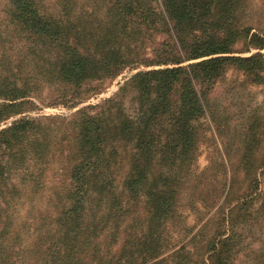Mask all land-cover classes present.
Masks as SVG:
<instances>
[{
	"label": "trees",
	"instance_id": "trees-1",
	"mask_svg": "<svg viewBox=\"0 0 264 264\" xmlns=\"http://www.w3.org/2000/svg\"><path fill=\"white\" fill-rule=\"evenodd\" d=\"M100 1L109 23L88 24L84 18L92 16L79 15L83 10L71 22L65 6L49 14L38 0H6L9 27L28 42L41 40L36 43L40 55L50 62L43 75L56 87L58 99L49 106H84L68 118L20 117L35 108L21 72L25 58L0 63V126L19 117L0 130V264H232L238 236L230 217L235 209L247 213L259 185L249 175L256 153L251 126L241 135L245 146L238 163L245 192L228 202L230 181L227 205L214 199L205 205L215 212L216 224L204 245L195 242L198 230L186 244L169 248L168 227L178 218L182 192H191L195 203L206 202L194 188L201 175L190 167L204 134L205 91L227 67L264 84L261 53L231 56L237 39L245 38L244 53H249L251 46L262 50L264 38L252 33L248 39L252 29L240 26L237 12L244 0H162L161 11L156 0ZM137 32L164 34L156 61L126 58L121 39ZM48 50L55 52L52 61ZM16 60L20 69L10 67ZM139 64L154 68L131 75L111 98L85 105L107 80ZM129 89L137 102L132 115L122 103ZM47 120L53 128L44 127ZM56 154L71 163L65 191L49 197L55 204L46 214L16 224L29 194L23 184L37 183L45 162ZM27 160L35 173L24 167ZM13 177L20 178L21 187Z\"/></svg>",
	"mask_w": 264,
	"mask_h": 264
},
{
	"label": "rangeland",
	"instance_id": "rangeland-1",
	"mask_svg": "<svg viewBox=\"0 0 264 264\" xmlns=\"http://www.w3.org/2000/svg\"><path fill=\"white\" fill-rule=\"evenodd\" d=\"M38 2L40 7L49 14H56L62 11L61 6H65L64 11L66 9L71 10V17L76 16L80 10H83L84 14L81 12L79 15L84 17L91 15L92 18H84L88 24L94 20H106V8L102 3L100 4V0H38ZM161 2L162 0L154 2V6L160 11ZM5 8L6 0H0V63L4 59L11 57L13 59L18 57L25 58L21 72L26 77L24 81H27L32 89L31 102L35 106L34 109L29 110L30 112H25L20 117H71L84 104L75 109L49 106L58 98L56 87L53 86L52 81L50 82L48 76L44 77L43 75L46 69H50V62H45L46 58L40 55L42 54L40 52L42 47L36 43H41V40L35 38L29 39L28 42L27 39L26 41L16 35L6 21ZM73 17L70 19L71 22L76 18ZM237 18L240 19V26L252 29L248 39L252 33H259L264 38V0H244L242 8L237 12ZM107 20L105 22L109 23L110 17ZM141 34V32L131 33L128 38L121 39L122 45L124 44L127 47L126 58L138 57V61L141 64L156 61V49L159 42L165 39L164 34L156 32H147L145 36ZM245 43V38L237 39L233 45L235 53L231 56L247 57L261 53L264 58V48L258 50L251 46L250 52L244 53ZM24 47H27V49L25 50ZM48 51V58L52 61L54 58L53 53L55 52ZM16 62L19 61L16 60L15 63L10 64V67L19 68L20 65H17ZM141 64L135 70L126 69L112 81L107 80L102 92L90 96L91 98L85 105L98 104L102 100L111 98L131 75L141 70H152L154 68H145ZM7 65L9 64L7 63ZM38 65L39 67H37ZM254 81L253 77L244 76L242 72L227 67L222 78L209 90L205 91L206 117L201 122V130H204V134H202L203 138L200 139L198 155L195 160H192L190 167L195 176L201 175L197 183L194 184V188H196V191L200 189L201 195H203L206 202L204 205L198 202L195 203V198L190 196L191 192H188L190 194L182 192L177 209L178 218L168 227L169 248L174 249L186 244L194 234L196 235L198 230L201 233L195 242L199 245H204V242L214 232L216 224L214 221L215 212L206 210L204 208L205 205H210L213 199L218 201V205L223 202V206L227 205L228 203L224 198L230 188V181L233 183V189L229 193L228 202L232 203L245 192L246 183L238 163L239 156L245 146L241 141V135L245 127L249 128L251 126L249 133L253 132L255 138H252L253 136L249 137V140L251 138L253 142H247V144H253L256 153L255 166L250 170L249 175L252 179H257L259 185L257 187L258 191H256L255 204L249 208L247 213L235 209L230 217L234 227L233 231L238 236V245L236 246L237 248L235 247V255L232 256V264H264V168H259L264 164V84H257ZM93 85L91 84L90 86ZM198 91L200 92L199 87ZM133 97L134 93L129 89L122 99L125 111L129 115L134 113L137 105V102L133 101ZM18 118H12L5 122L4 125L0 126V130ZM44 127L46 129L53 128L52 121L47 120L44 122ZM54 130L51 129V131ZM53 133L50 132L47 139H53ZM57 156L58 154L52 160L48 159L45 162L43 175L40 179H36L37 183L31 184L28 181L23 184L29 194L24 198V205L19 208L21 217L20 219L16 218V224L22 223L24 218L29 217L31 219L33 215L46 214L51 208L53 209L51 205L55 204L49 197L57 194L56 198H59V195L65 191L67 171L71 163ZM24 167L26 170L31 168L35 173L34 168L32 169L31 161L27 160ZM13 183L19 187L22 186L19 177H13ZM224 183H226V187L224 192H222L221 188ZM246 193L249 192L247 191ZM26 249L27 247L23 250ZM186 249L190 253L194 252L191 244H187ZM204 249L205 246H203L202 254ZM198 260L199 258L196 259V261ZM193 264H197V262Z\"/></svg>",
	"mask_w": 264,
	"mask_h": 264
}]
</instances>
